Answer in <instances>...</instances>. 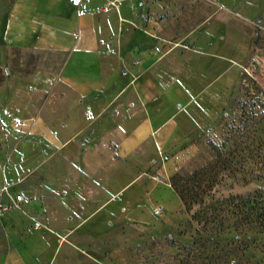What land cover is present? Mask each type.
Segmentation results:
<instances>
[{
	"label": "crops",
	"instance_id": "1",
	"mask_svg": "<svg viewBox=\"0 0 264 264\" xmlns=\"http://www.w3.org/2000/svg\"><path fill=\"white\" fill-rule=\"evenodd\" d=\"M219 1L0 0V91L15 85L9 105L24 114L0 127V188L26 198V212L0 222V264H52L74 237L101 239L123 222L145 224L148 204L160 216L158 204L180 202L152 165L194 99L178 106L174 92L214 74L201 56L219 59ZM124 164L138 171L126 184Z\"/></svg>",
	"mask_w": 264,
	"mask_h": 264
},
{
	"label": "rangeland",
	"instance_id": "2",
	"mask_svg": "<svg viewBox=\"0 0 264 264\" xmlns=\"http://www.w3.org/2000/svg\"><path fill=\"white\" fill-rule=\"evenodd\" d=\"M219 3L225 10L213 27L212 52L219 59L201 56L204 65L213 63L214 74L174 92L178 106L194 99L170 122L168 128L175 129L165 154L152 165L163 167L166 177L160 176L189 209L172 198L158 204L163 212L156 216L148 204L145 224L123 222L101 239L74 237L77 250L66 244L52 264H264V240L247 237L264 233V0ZM206 30L195 37H206ZM197 47L210 49L205 43ZM19 58L12 67L17 72ZM15 90L0 91V127L24 118L17 104L9 105ZM122 171L124 184L138 173L130 164ZM125 207L117 201L106 217L110 209Z\"/></svg>",
	"mask_w": 264,
	"mask_h": 264
},
{
	"label": "built area",
	"instance_id": "3",
	"mask_svg": "<svg viewBox=\"0 0 264 264\" xmlns=\"http://www.w3.org/2000/svg\"><path fill=\"white\" fill-rule=\"evenodd\" d=\"M71 4L74 6H80L83 4L84 0H70ZM26 198L23 194L13 195L10 191L9 185H4L0 188V222L5 216V213L11 212L13 210H19L20 212L24 211L23 205ZM157 215L161 214V209L158 208L155 210ZM35 227L41 228L44 227L40 222L35 221Z\"/></svg>",
	"mask_w": 264,
	"mask_h": 264
},
{
	"label": "trees",
	"instance_id": "4",
	"mask_svg": "<svg viewBox=\"0 0 264 264\" xmlns=\"http://www.w3.org/2000/svg\"><path fill=\"white\" fill-rule=\"evenodd\" d=\"M176 190V189H175ZM179 195H180V198L183 200V202L185 203V205H186V207L189 209V204L187 203V201H186V199L184 198V196L181 194V193H179ZM248 237V239L249 240H251V239H253L254 237L255 238H257V239H261V240H264V233H253V235H249V236H247ZM254 238V239H255Z\"/></svg>",
	"mask_w": 264,
	"mask_h": 264
}]
</instances>
